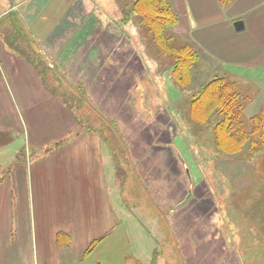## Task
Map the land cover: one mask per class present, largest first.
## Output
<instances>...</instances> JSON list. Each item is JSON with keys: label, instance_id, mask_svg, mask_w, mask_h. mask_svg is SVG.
<instances>
[{"label": "rangeland", "instance_id": "1", "mask_svg": "<svg viewBox=\"0 0 264 264\" xmlns=\"http://www.w3.org/2000/svg\"><path fill=\"white\" fill-rule=\"evenodd\" d=\"M117 2L121 12L114 10L113 18L124 23L110 26L94 17L77 22L73 0H56L55 13L49 14L50 43L40 42L19 13L13 16L16 29L30 35L49 67L42 63L40 72L35 67L43 83L73 106L81 127L105 139L113 199L121 214L128 213L116 249L128 264L143 242L156 247L146 252L151 264H264V125L245 114L251 97L238 99L246 105L245 128L232 135L243 151L219 150L218 136L231 134L217 135L214 128L222 119L212 115L218 99L203 106L211 117L199 120L193 113L199 90L209 81L205 72L199 74L203 68L194 69L188 85H182L174 59L143 31L137 16L124 13V4H130ZM7 3L0 0V11ZM66 12L68 21L56 24ZM8 19L0 21V38L11 53L31 63L12 47L28 41ZM138 51L139 60L131 56ZM250 136L252 152L246 143Z\"/></svg>", "mask_w": 264, "mask_h": 264}, {"label": "crops", "instance_id": "2", "mask_svg": "<svg viewBox=\"0 0 264 264\" xmlns=\"http://www.w3.org/2000/svg\"><path fill=\"white\" fill-rule=\"evenodd\" d=\"M5 1L9 7L0 11V21L17 12L40 42L50 43L49 14L56 0ZM170 1L179 16L177 35L193 45L209 70L203 78L218 74L233 80L251 97L247 118L259 114L264 0ZM73 5L77 22L94 17L105 25L124 23L113 18L114 10L121 12L117 0H73ZM67 14L55 23L68 21ZM131 56L141 57L139 51ZM0 136L8 141L0 145V264H128L115 242L128 213L121 214L113 199L102 133L82 128L35 66L11 53L1 38ZM143 243L130 264H151L146 252L156 247Z\"/></svg>", "mask_w": 264, "mask_h": 264}, {"label": "trees", "instance_id": "3", "mask_svg": "<svg viewBox=\"0 0 264 264\" xmlns=\"http://www.w3.org/2000/svg\"><path fill=\"white\" fill-rule=\"evenodd\" d=\"M121 1H125L130 4V7H128L127 4H124V13L128 14L129 18L130 16H137L138 24L140 27H143V31H145L147 34H151L154 42L158 44L159 48L166 52L168 56L170 54V56L174 59V74L176 76V79L182 85H188L191 79V74L196 68H199V70L203 68L199 73L200 75H202L204 72H209L205 64L202 63V60L193 45L183 41L173 32L174 26L178 23L179 16L173 9L170 0ZM13 16L14 13L11 12L5 15L4 18H9L8 20L11 22L13 30L19 32V34L21 35L19 29H16V22ZM26 33L27 32L21 35V38H23V40H25L26 42L28 41L24 46L25 49L23 46H21V48H16L12 44L11 45L13 48L17 49L21 54H23L31 63H33L40 72L42 63L44 65H47V63L42 60L43 58L41 57V55L38 54L37 51L33 48L32 44H30L32 40L29 39L30 35H28L27 37ZM20 35H18V37ZM24 51H26V53ZM208 79L209 81L206 84H203L201 90H199V94L197 97L199 101L195 103L196 105L193 108V113L195 114V116H199L196 117L199 120L207 119L215 114L222 116L221 121L219 120V122L214 126L216 132H218L217 135H220V133L222 134V132L224 134H227V132H229L231 136H229V134L226 135L227 137L218 136V147L220 148L219 150L225 151L230 154L241 152L243 151V147L237 145V140L232 135H234L233 133L237 129L241 128V130H243V128H245L244 109L246 105H244L243 103L240 104L238 102V99L241 98L242 94L237 90L235 82H231L226 76L212 74L208 77ZM44 82L46 88L52 93L62 97L65 100L67 106L71 109V111H73V106L68 101H66V99L62 95H60V93L51 89L47 85L46 81ZM205 93H209L207 95V98ZM214 96L216 99H218V102H214L215 104H217V106L216 109L213 110V114L209 115L207 112L208 109H204L203 111V106L211 105ZM231 98H233L232 101L230 100ZM263 110L257 116H254L250 119L252 122L260 120L261 124L258 127L264 125ZM238 111L241 113L237 114L236 112ZM203 114H205L206 116H200ZM74 116L78 124L81 126L79 118L75 114ZM228 138L231 139L227 140ZM238 141L241 142L242 138ZM7 142L8 141H4L0 136V145H3ZM247 142L250 143V150L252 152V149L255 147V141L254 139H251L250 136L249 139L247 137L246 143ZM251 152L249 151L248 155H250Z\"/></svg>", "mask_w": 264, "mask_h": 264}, {"label": "water", "instance_id": "4", "mask_svg": "<svg viewBox=\"0 0 264 264\" xmlns=\"http://www.w3.org/2000/svg\"><path fill=\"white\" fill-rule=\"evenodd\" d=\"M191 195H192V193L189 194V196L186 198V200L181 205H184L189 200V198L191 197Z\"/></svg>", "mask_w": 264, "mask_h": 264}]
</instances>
